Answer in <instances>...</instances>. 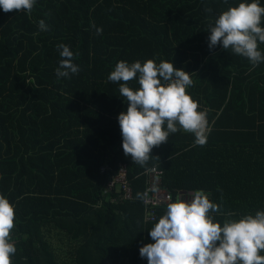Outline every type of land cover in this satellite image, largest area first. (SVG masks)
<instances>
[{"label":"trees","instance_id":"obj_1","mask_svg":"<svg viewBox=\"0 0 264 264\" xmlns=\"http://www.w3.org/2000/svg\"><path fill=\"white\" fill-rule=\"evenodd\" d=\"M241 2L252 0H36L31 13L0 9V195L15 206L12 264H148L139 249L167 207L144 221L136 194L152 166L163 170L172 202L203 190L222 203L225 215L212 214L221 226L264 211V63L208 46L209 26ZM59 44L80 68L71 78L56 76ZM149 59L191 73L187 92L210 132L205 146L182 129L170 134L141 167L124 155L118 115L128 105L122 82L108 75L119 61ZM128 86L137 90L138 77ZM121 165L131 200L120 183L108 185Z\"/></svg>","mask_w":264,"mask_h":264},{"label":"clouds","instance_id":"obj_2","mask_svg":"<svg viewBox=\"0 0 264 264\" xmlns=\"http://www.w3.org/2000/svg\"><path fill=\"white\" fill-rule=\"evenodd\" d=\"M35 3L36 0H0V9L4 13H31ZM262 18L264 7L259 0L230 7L219 15L214 26H209V49L221 45L247 58L253 67L264 63V52L259 50V45L264 44ZM38 27L40 31L49 30L44 19L39 20ZM102 31L96 28L97 35ZM57 48L62 58L55 70L57 78L78 74L80 68L73 62L70 47L59 44ZM190 74L176 69L172 62L156 64L151 59L143 64L122 60L109 73V81L122 82L119 92L127 100V110L118 115V122L124 155L130 156L133 163L145 167L153 158L152 149L181 129L194 135L196 145L207 144V113L199 110V103L187 92L193 86ZM137 77L139 88L134 91L128 84ZM146 195L138 192L136 198L145 200ZM191 196L190 200L177 197L167 204L165 214L149 230L152 242L139 249L141 258H146L148 264H264V256L260 255L264 251V211L238 221L225 220L221 226L212 214L225 215L222 203L211 202L203 190ZM15 219V206L0 195V264H12L17 252L11 235Z\"/></svg>","mask_w":264,"mask_h":264},{"label":"built area","instance_id":"obj_3","mask_svg":"<svg viewBox=\"0 0 264 264\" xmlns=\"http://www.w3.org/2000/svg\"><path fill=\"white\" fill-rule=\"evenodd\" d=\"M199 110L206 111L202 107H199ZM126 173L127 172L125 165H121L118 175L114 177V179L111 180L108 184L110 188H113L115 186V183H120L122 188L123 200L130 198L132 192L131 187L129 186V182L126 178ZM144 174L146 177V182L145 190L143 193H146L147 195L145 200H142V202L145 206V213L147 219L154 220L156 215L154 206L170 202L171 196L164 188L162 189V187L160 186L163 177L162 170L153 166L146 169ZM152 183L158 185L159 188L156 191H153V188H151Z\"/></svg>","mask_w":264,"mask_h":264},{"label":"rangeland","instance_id":"obj_4","mask_svg":"<svg viewBox=\"0 0 264 264\" xmlns=\"http://www.w3.org/2000/svg\"><path fill=\"white\" fill-rule=\"evenodd\" d=\"M153 167V166H152ZM156 167V166H155ZM158 168V167H157ZM159 169V168H158ZM161 170V169H160ZM163 171V170H162ZM163 174H164V172H163ZM160 186H161V184H160ZM156 188V189H158L159 187H158V185H155V183H152V185H151V188ZM133 198V195H132V192H131V197L130 198H127V199H125L124 201H126V200H131ZM190 199V198H189ZM170 202H172V198H171V201ZM170 202H168V203H170ZM168 203H165V204H160V205H156V206H154V210H155V213H156V209L158 208V207H160V206H163V205H165V206H167V204ZM155 217H156V215H155ZM155 220V219H154ZM154 220H150V219H147V217H146V213L144 212V221H146V222H149V221H154Z\"/></svg>","mask_w":264,"mask_h":264}]
</instances>
